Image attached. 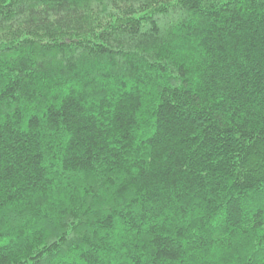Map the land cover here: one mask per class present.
<instances>
[{
    "label": "trees",
    "instance_id": "1",
    "mask_svg": "<svg viewBox=\"0 0 264 264\" xmlns=\"http://www.w3.org/2000/svg\"><path fill=\"white\" fill-rule=\"evenodd\" d=\"M0 264H264V0H0Z\"/></svg>",
    "mask_w": 264,
    "mask_h": 264
}]
</instances>
